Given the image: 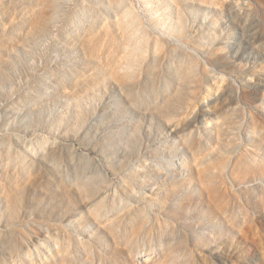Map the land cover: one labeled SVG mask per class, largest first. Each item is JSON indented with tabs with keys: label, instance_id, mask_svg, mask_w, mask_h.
Here are the masks:
<instances>
[{
	"label": "rangeland",
	"instance_id": "374dc122",
	"mask_svg": "<svg viewBox=\"0 0 264 264\" xmlns=\"http://www.w3.org/2000/svg\"><path fill=\"white\" fill-rule=\"evenodd\" d=\"M44 8L0 0V264H264V0Z\"/></svg>",
	"mask_w": 264,
	"mask_h": 264
},
{
	"label": "bare ground",
	"instance_id": "6f19581e",
	"mask_svg": "<svg viewBox=\"0 0 264 264\" xmlns=\"http://www.w3.org/2000/svg\"><path fill=\"white\" fill-rule=\"evenodd\" d=\"M43 4L45 5V8L42 9L39 12L36 11H24L21 14V18L18 21L19 25H24L31 29L32 31H40L45 28H47V25L49 23L50 16L49 13H51V9H54L56 0H41ZM11 14V12H8ZM87 39L89 41V36H86L84 38V43L87 44ZM18 44L17 40H13L10 37H7L6 39L1 40L0 39V46L1 47H10L12 45ZM117 51V50H116ZM125 55H130L129 53H126Z\"/></svg>",
	"mask_w": 264,
	"mask_h": 264
}]
</instances>
